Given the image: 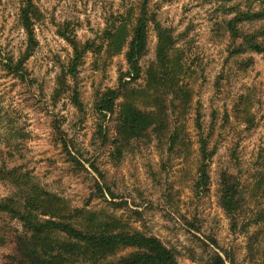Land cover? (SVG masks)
<instances>
[{"label":"rangeland","instance_id":"374dc122","mask_svg":"<svg viewBox=\"0 0 264 264\" xmlns=\"http://www.w3.org/2000/svg\"><path fill=\"white\" fill-rule=\"evenodd\" d=\"M152 1L151 11L162 25L174 30L187 60L184 82L193 93L187 120L190 153L185 158L171 154L167 145L153 140L125 150L121 159L115 160L110 140L102 145L95 103L99 93L118 86L121 71L128 68L124 54L112 59L93 54L86 57L78 80L83 113L65 96L52 103L57 76L73 54L59 31L68 26L82 42L101 43L111 16L141 0H35L43 18L36 25L38 46L27 61L25 82L4 68V59H17L27 48V35L19 24L22 0H0V160L10 168L21 167L47 190L67 197L75 206L89 201L91 209L114 213L137 229L158 236L178 250L182 264H200L192 260L190 250L198 257L211 250L224 255L222 249L231 252L235 264H254L248 244L258 228L252 227L246 234L232 232L220 202V176L230 170L241 177L247 216L264 209V188H254L257 173L264 166L263 56L231 55L223 7L238 0ZM156 46L157 33L151 24L148 52L141 60L143 70L155 61ZM138 85H144V78ZM242 97L254 119L250 127L237 118L236 106ZM198 116L211 135L212 147L217 148L209 168V188L200 194L195 188ZM55 121L73 141L74 151L82 155L89 173L68 163L55 142ZM106 126L112 140L115 119ZM91 163L102 176L90 168ZM95 179L114 193L115 198L106 194L109 203L98 189L94 191ZM10 194L9 186L0 181V200ZM112 201L123 206L111 205ZM0 223L20 229L15 221ZM11 252L12 245L0 247V264H8L6 257ZM125 254L119 252V256Z\"/></svg>","mask_w":264,"mask_h":264},{"label":"trees","instance_id":"16d2710c","mask_svg":"<svg viewBox=\"0 0 264 264\" xmlns=\"http://www.w3.org/2000/svg\"><path fill=\"white\" fill-rule=\"evenodd\" d=\"M152 2L141 0L123 13L113 14L103 31L101 43L82 42L68 26L59 31L73 54L57 76L53 104L65 96L83 113L85 108L78 80L86 57L93 54L99 59H112L125 55L128 68L126 72L121 71L118 86L99 93L95 103L100 117L97 134L102 145L110 140L115 160H120L125 150L153 140L167 145L171 154L184 155V158L191 150L187 120L193 93L184 82L187 60L174 30L162 25L157 14L151 11ZM21 3L19 24L27 35V48L17 59H4V68L8 74L25 82L29 76L27 61L38 46L36 25L43 14L35 0H22ZM223 8V25L230 40L231 55L255 53L264 59V0H238ZM151 24L157 33L156 57L143 70L141 60L148 52ZM143 78L144 85H138ZM244 99L242 97L236 106L237 118L250 127L254 119ZM111 119L116 121L112 140L106 126ZM52 128L55 142L62 147L68 163L75 170L89 173L82 155L74 151V143L62 125L55 121ZM196 129L199 149L195 188L200 194L209 188V168L217 148L212 147L211 135L204 129L200 116L196 118ZM90 168L102 176L94 163ZM257 174L254 188L261 190L264 188V166ZM0 181L11 189V194L0 200V221H15L20 226L14 230L8 223L6 227L0 223V247L12 245V252L6 257L8 264H182L178 250L158 236L137 229L114 213L91 209L89 201L84 206L73 205L67 197L47 190L21 167L10 168L0 160ZM94 185V191L98 189L107 203L106 194L115 198L99 180L95 179ZM220 202L234 234H246L252 227L258 228L249 237L248 250L254 264H264V209L247 216L241 177L230 170L223 171L220 176ZM110 204L123 206L114 201ZM214 245L220 249L217 242L214 241ZM121 251L127 254L119 256ZM190 252L192 260L200 264H235L229 250L222 249L224 255L211 250L198 257Z\"/></svg>","mask_w":264,"mask_h":264}]
</instances>
